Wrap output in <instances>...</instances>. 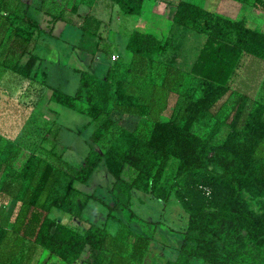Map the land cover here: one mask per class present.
<instances>
[{
  "label": "rangeland",
  "instance_id": "obj_1",
  "mask_svg": "<svg viewBox=\"0 0 264 264\" xmlns=\"http://www.w3.org/2000/svg\"><path fill=\"white\" fill-rule=\"evenodd\" d=\"M4 1L0 0V42L5 40L0 47V264H40L47 259L53 263L55 257H49L47 249L33 246L30 233L36 225L35 218L44 213L72 218L70 221L79 227L80 221L74 219L80 218L77 196L71 197L67 183L74 172L72 167L83 161L92 144L91 133L104 116L96 120L50 100V87L18 72L28 54L20 53L14 41L30 33L28 49L34 47L33 52L45 58L48 83L67 93L74 94L79 85L77 67L94 73V101L105 105L112 120L98 145L92 144L102 150L122 127L145 136L156 118L183 119L185 98L202 92V78L191 67L206 44L207 34L174 22L172 8L176 0H144L140 14L124 13L113 0H19L12 9L5 7ZM192 1L223 16L243 19L248 26L264 32V8L254 0ZM57 16L61 17L55 19ZM133 28L155 33L164 48L151 60L132 61L126 41ZM108 66L113 68L111 77L104 75ZM170 67L179 71L166 90L162 81ZM116 78H122L129 90L138 93L149 110L147 115L116 104ZM228 86L192 125L204 137L218 119L220 127L211 139L216 144L224 140L236 106L242 107L245 115L257 101L264 102V59L242 51ZM29 153H34L39 161L27 177H22L18 172ZM201 154L206 170L183 174L176 171L177 159L169 158L161 178L153 182L155 194L160 190L175 193L177 197L169 200L124 181L115 183L104 160H100L86 182L74 181L82 193L93 192L100 198L87 201L81 228L94 222L105 224L113 235L122 230L153 233L149 255L154 260L158 256V264H164L176 257L183 239L184 225L174 221V214L179 212L176 218L183 220L188 211L200 207L223 209L243 214L251 223L248 233L241 229L244 244L239 253L246 261L228 264H263L264 188L256 183L226 180L211 161L212 153L203 150ZM47 161L55 166L58 177L49 192L44 190L37 202L30 204L26 188L35 183L41 165ZM125 169L123 177L130 181L134 170L128 166ZM5 180L13 182V193L1 190ZM136 183L149 185L150 179L140 175ZM55 197L64 198L67 212L51 206ZM31 219L33 222L28 225L27 220ZM125 233L110 239L96 262L85 248L80 261L74 264H107L109 260L119 264L118 254L125 256L129 248ZM191 264L201 261L193 260Z\"/></svg>",
  "mask_w": 264,
  "mask_h": 264
},
{
  "label": "trees",
  "instance_id": "obj_2",
  "mask_svg": "<svg viewBox=\"0 0 264 264\" xmlns=\"http://www.w3.org/2000/svg\"><path fill=\"white\" fill-rule=\"evenodd\" d=\"M18 1L5 0L3 5L12 9ZM113 1L124 13L140 14L144 0ZM254 3L264 8V0H254ZM172 9L175 23L207 34L206 44L199 51L191 67L192 72L202 78V92L197 97L185 98L181 110L182 120L156 118L145 136L134 129L122 127L116 137L102 150L93 147L92 144L98 145L104 133L110 128L112 120L105 105L94 101L93 84L96 79L94 73L89 69L77 67L79 85L74 94L67 93L60 87L48 83L45 58L34 53V47L28 49L30 33L14 41L20 53L28 54L17 69L18 72L41 86L50 87V100L85 113L96 120L104 116L91 133L92 144L83 161L76 168L72 167L74 172L69 176L67 183L71 197L73 194L77 196L75 203H78L79 215L88 199L100 198L93 192L82 193L74 186V181L86 182L102 159L107 170L113 175L115 183L124 181L165 200L177 196L172 190L169 193L160 190L159 194H155L153 182L161 178L169 158L173 156L177 159L176 171L180 174L204 171L207 164L201 154L203 150L212 153L211 161L220 169L226 180L256 183L264 188V102L257 101L245 115L244 109L236 106L229 121V130L221 143L211 142L220 127L221 122L218 119L204 137L192 129L197 119L228 90L229 77L242 51L264 59V32L248 26L243 19H232L212 12L192 0H176ZM4 42V39L0 42L1 48ZM11 46L12 43L8 45L10 49ZM126 48L131 52L132 61H145L158 54L164 48V44L155 33L133 28L128 32ZM178 71L177 67H170L166 71L162 81L166 90L177 77ZM171 72L173 76H170ZM112 73L113 68L108 66L104 75L111 77ZM114 92L116 104L140 115L149 113L138 93L129 90L122 78H116ZM221 150L224 153H221ZM38 161L34 153H29L18 173L22 177H27L36 168ZM126 166L134 170L132 177L128 178L130 181L123 177ZM55 169L51 162H43L35 183L31 188H26L30 204L36 203L44 190L46 193L50 191L58 177ZM140 175L150 179L149 185L144 183L139 186L136 183ZM14 189L11 180H5L1 184L2 191L13 193ZM64 204L63 197L51 200V206L67 212ZM30 221L33 222V219L27 220L28 225ZM35 222L36 225L30 233L33 237V246L38 244L49 251V257H55L53 263L47 259L40 264H55L56 259L74 264L80 261V254L85 247L89 248L90 255L96 262L97 255L106 250L110 239L115 238L105 224L89 222L84 230H79L47 213L39 214ZM250 225L249 219L243 214L223 209L200 207L188 211L186 225L182 231L183 239L178 246L176 257L168 259L165 264H191L193 260H200L201 264L246 261L239 253L244 244L241 229H246L248 233ZM127 238L126 245L129 248L125 256L118 254L119 259L121 258L119 264H141L151 234L128 230Z\"/></svg>",
  "mask_w": 264,
  "mask_h": 264
},
{
  "label": "crops",
  "instance_id": "obj_3",
  "mask_svg": "<svg viewBox=\"0 0 264 264\" xmlns=\"http://www.w3.org/2000/svg\"><path fill=\"white\" fill-rule=\"evenodd\" d=\"M127 35H128V33H127ZM130 55H131V52H130ZM171 198H173V197H170L169 199H171ZM168 199V200H169ZM89 200V199H88ZM171 202H173V201H171ZM84 209V208H83ZM83 209H82V211H81V214H80V218H74V219H76L77 221H80L79 223V227L78 226H75L74 225V223L72 222V221H70L72 218H60L61 219V221H63L64 223H66L67 225H69V226H71V227H73V228H78L79 230H84V229H82L81 228V226H82V224H81V220H85V218H83V216H82V213H83ZM174 214V213H173ZM178 215H179V212H177L176 214H174V216H175V218H173L174 219V221L176 222V223H178V224H183L184 226L182 227V231L184 230V228H185V225H186V222L185 221H187V218H185V219H183V220H180V219H178V218H176V217H178ZM178 219V220H177ZM184 222H185V224H184ZM89 223V222H88ZM88 223H87V225H88ZM86 225V226H87ZM124 231L122 230L120 233H117L116 235L114 234V236L115 237H117V236H122V235H124ZM125 234H127V233H125ZM152 236H153V233L151 234V238L149 239V240H151L152 239ZM148 246H149V244H148ZM86 249H87V251H88V254L89 253H91V251L89 250V248L88 247H85ZM84 251V250H83ZM82 251V252H83ZM149 254H152V252L151 251H149V247H148V249L145 251V253L143 254V256H142V259H141V264H158V256H157V259L156 260H154V258H153V256L152 255H149ZM158 254V253H157ZM82 255V253L80 254V257H82L81 256ZM150 256V257H149ZM56 264H70V263H68V262H65V261H63V260H61V259H56ZM60 262H62V263H60ZM146 262H148V263H146ZM166 263V262H165ZM164 263V264H165ZM107 264H116L115 262H113V261H108L107 262Z\"/></svg>",
  "mask_w": 264,
  "mask_h": 264
},
{
  "label": "built area",
  "instance_id": "obj_4",
  "mask_svg": "<svg viewBox=\"0 0 264 264\" xmlns=\"http://www.w3.org/2000/svg\"><path fill=\"white\" fill-rule=\"evenodd\" d=\"M112 57H115L114 54H112Z\"/></svg>",
  "mask_w": 264,
  "mask_h": 264
}]
</instances>
